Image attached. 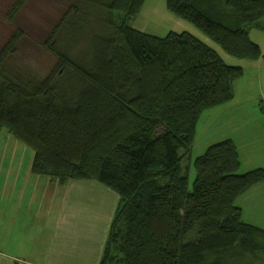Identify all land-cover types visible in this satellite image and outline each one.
I'll return each instance as SVG.
<instances>
[{
    "label": "trees",
    "instance_id": "obj_1",
    "mask_svg": "<svg viewBox=\"0 0 264 264\" xmlns=\"http://www.w3.org/2000/svg\"><path fill=\"white\" fill-rule=\"evenodd\" d=\"M63 1L46 43L55 59L46 79L33 85L9 72L22 31L0 50V133L8 128L33 151L32 175L95 181L118 194L100 264L264 261V229L236 206L264 183V169L240 174L231 140L195 160L193 187L183 167L202 114L233 100L244 69L193 34L132 28L147 0ZM28 2L16 0L9 21ZM166 2L229 56L264 58L251 37L264 32V0Z\"/></svg>",
    "mask_w": 264,
    "mask_h": 264
},
{
    "label": "crops",
    "instance_id": "obj_2",
    "mask_svg": "<svg viewBox=\"0 0 264 264\" xmlns=\"http://www.w3.org/2000/svg\"><path fill=\"white\" fill-rule=\"evenodd\" d=\"M229 65L243 68L245 75L235 82L232 101L205 111L209 112L208 127L197 132V126L194 148L207 137L219 138V143L233 141L241 167L244 163L250 169L245 172L240 168V174H245L264 169V58ZM5 136L14 150L18 145L13 140L17 139L9 129ZM33 160L30 178H34ZM13 169L12 163L1 166L6 180L0 174V240L5 249L0 251V264H100L119 204L118 194L95 181L64 185L50 179L8 181ZM236 206L245 223L264 229V183L241 196ZM49 217L54 218V227Z\"/></svg>",
    "mask_w": 264,
    "mask_h": 264
},
{
    "label": "rangeland",
    "instance_id": "obj_3",
    "mask_svg": "<svg viewBox=\"0 0 264 264\" xmlns=\"http://www.w3.org/2000/svg\"><path fill=\"white\" fill-rule=\"evenodd\" d=\"M15 2L16 0H0V50L17 30L22 31L25 36H21L18 40L17 52L14 53L15 57L9 63V72L18 74L24 81L28 80L29 83L37 85V83L46 79L53 69L55 59L46 50V43L52 36L55 26L62 18L66 6L63 0H29L28 4L11 22L9 21V12ZM166 3V0H147L140 14L130 21L129 25L139 32L159 38H165L171 33L181 34L187 32L202 39L210 47L219 52L226 64L239 63L241 61L229 56L192 23L170 12L167 9ZM262 25L264 26V22H262ZM253 32V41L261 45L264 53V32L261 30L260 32L259 30H254ZM208 116L209 112L202 114L198 122L197 132H203L208 127ZM6 133L8 134V128H4L0 135V162L2 164L5 163V165L12 163L15 167L12 170L14 173L8 181H46L47 178L45 177L39 178L33 175L35 179L30 178V166L34 157L33 151L23 144L16 142L17 140L13 141L18 146L14 150L11 149L12 145H9V141L5 136ZM223 133L224 131L220 132L219 136L223 135ZM219 140V138L212 139L209 137L201 141L199 140V145L192 150L190 161H184L183 167L190 180L191 187H193V183L197 177L194 167L195 160L203 156L209 147L218 144ZM6 148L10 149L5 150ZM2 164H0V174L4 179L5 171L1 170ZM241 170H245L246 172V170L250 169L243 163ZM48 220L50 226L54 227V218L49 217ZM83 220L86 221L84 218ZM258 220L255 217V221ZM75 221L77 222L78 220ZM88 222H90V219H88ZM1 250L5 249L2 248L0 240ZM249 260L251 259L247 261ZM247 264H264V261H249Z\"/></svg>",
    "mask_w": 264,
    "mask_h": 264
}]
</instances>
